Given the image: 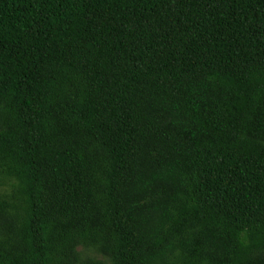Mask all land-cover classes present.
<instances>
[{
    "label": "trees",
    "instance_id": "1",
    "mask_svg": "<svg viewBox=\"0 0 264 264\" xmlns=\"http://www.w3.org/2000/svg\"><path fill=\"white\" fill-rule=\"evenodd\" d=\"M0 264H264V0H0Z\"/></svg>",
    "mask_w": 264,
    "mask_h": 264
},
{
    "label": "rangeland",
    "instance_id": "2",
    "mask_svg": "<svg viewBox=\"0 0 264 264\" xmlns=\"http://www.w3.org/2000/svg\"><path fill=\"white\" fill-rule=\"evenodd\" d=\"M77 250H80V248H78ZM97 258H99V257H97Z\"/></svg>",
    "mask_w": 264,
    "mask_h": 264
}]
</instances>
